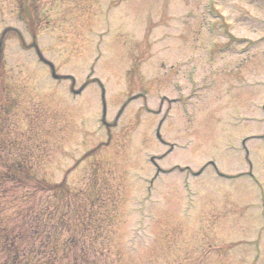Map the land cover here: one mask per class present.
Returning a JSON list of instances; mask_svg holds the SVG:
<instances>
[{
  "label": "rangeland",
  "instance_id": "374dc122",
  "mask_svg": "<svg viewBox=\"0 0 264 264\" xmlns=\"http://www.w3.org/2000/svg\"><path fill=\"white\" fill-rule=\"evenodd\" d=\"M0 39V221L30 250L13 212L54 206L93 264H264V0H0Z\"/></svg>",
  "mask_w": 264,
  "mask_h": 264
},
{
  "label": "trees",
  "instance_id": "16d2710c",
  "mask_svg": "<svg viewBox=\"0 0 264 264\" xmlns=\"http://www.w3.org/2000/svg\"><path fill=\"white\" fill-rule=\"evenodd\" d=\"M15 165L16 164H12L10 168H14ZM7 178L13 180V175H9ZM62 187L63 184L60 183L52 188L60 189ZM50 192L53 193L54 190H50ZM56 212L57 210L54 206H47L43 214L30 215L35 217V223L37 225L41 218L44 219V240L41 242L40 239L39 248L35 250V253L29 252V254L21 255L19 246L24 243V235L22 236L18 233V230L14 228L10 230V227L7 226L8 228H6V226L0 224V244L3 249H12L13 264H91L90 260L86 255H83V253H73L72 248L76 245L73 238H70V236L64 239L59 238L60 229L63 230L66 223L70 222V218H68L69 221H66L67 217L61 215L57 217ZM58 218H62L63 221L61 222ZM91 218L92 214L88 211L78 212L74 217L75 220L86 219L87 221H90ZM9 231L13 233L12 237ZM36 233L38 235V240L39 232ZM42 249L43 252H41Z\"/></svg>",
  "mask_w": 264,
  "mask_h": 264
}]
</instances>
